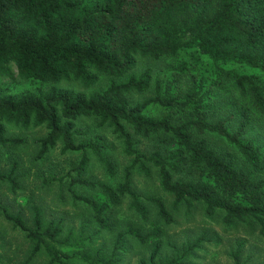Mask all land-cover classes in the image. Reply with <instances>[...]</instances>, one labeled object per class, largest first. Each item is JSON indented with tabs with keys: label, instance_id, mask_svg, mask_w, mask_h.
I'll return each mask as SVG.
<instances>
[{
	"label": "trees",
	"instance_id": "obj_1",
	"mask_svg": "<svg viewBox=\"0 0 264 264\" xmlns=\"http://www.w3.org/2000/svg\"><path fill=\"white\" fill-rule=\"evenodd\" d=\"M186 50L214 63L217 86L233 83L235 119L215 117L219 108L209 102L210 90L197 74L182 84L190 63L179 65L173 79L155 80L154 94L141 101L132 102L128 94L151 87L149 70L116 81L139 58L177 57ZM218 63L257 73L223 70ZM10 64L36 84L13 91L0 83V158L5 160L0 182L14 196L0 199V264H121L117 255L125 238L145 252L138 264H185L206 236L181 244L171 240L168 229L181 204L187 214L201 206L209 219L222 212L226 227L255 222L264 237V153L244 138L253 123L264 121V0H0L1 76L10 74ZM102 75L113 80L87 93ZM62 82H75L80 90ZM84 118L107 128L131 158L119 179H112L116 167L102 156L103 137L88 139L78 125ZM32 128L44 134L28 138L24 131ZM212 135L235 149L241 165L211 145ZM141 140L151 143L150 153L137 148ZM57 144L62 154H79L78 162L62 176L54 177L56 167L44 176L40 162ZM92 158L107 175L104 180L87 175ZM150 167L157 169L168 204L132 191V171L148 175ZM45 185L55 187L49 205L44 196L51 190ZM24 190L27 195L17 204L16 194ZM124 198L130 199L132 219L116 211ZM58 199L79 204L78 215L88 223L76 229L48 212ZM7 229L19 237L8 239ZM102 233L110 242L98 241ZM236 245L233 263H247Z\"/></svg>",
	"mask_w": 264,
	"mask_h": 264
},
{
	"label": "rangeland",
	"instance_id": "obj_2",
	"mask_svg": "<svg viewBox=\"0 0 264 264\" xmlns=\"http://www.w3.org/2000/svg\"><path fill=\"white\" fill-rule=\"evenodd\" d=\"M182 63H190L191 66L184 73V79L182 84L185 85L189 80L190 74H197L198 79L202 81L204 90L209 89V102L214 104L216 108H219L215 117L218 116H232L234 117L233 106L230 105L232 98L237 97L238 91L231 82H224L222 85L217 86L214 82L217 73L214 63L207 59L204 55L197 53L194 50H186L181 52L177 57H163L157 60L148 59V58H139L137 59L135 68L126 76L116 79L117 82H124L130 76L137 77L143 71L149 70L152 76L151 87L142 94H137L135 92L129 93L128 97L132 102L141 101L146 99L154 94V81H164L166 79H173L175 73L177 72V67ZM218 67L223 70H232L239 74H255L257 73L255 69L243 66V65H233V63H218ZM10 74L6 76L0 75V83L5 84L13 91H20L24 89H29L33 84H36L34 81L26 80L21 78L17 74L16 68L10 64ZM113 80L112 77L107 75H102L99 77L98 82L92 86L86 92L93 90H98L107 87L110 82ZM59 85L63 87L73 88L75 90H80V86L75 82H62ZM235 119V117L233 118ZM78 125L83 131L87 132V138L91 139L94 135H100L103 137V144L107 147V150L102 151V156L107 158L111 162L116 170L112 179H119L122 174L121 169L127 167L131 163V158L125 156L122 153L120 145L115 137L110 133V131L105 127H98L96 121L92 118H84L78 121ZM22 130L12 129V132L15 134L21 133ZM25 135L28 138L43 135L44 131L42 129H28L24 131ZM209 141L211 145L219 152L230 153L232 154L234 161L237 165H241V162L238 159V155L235 149L229 145H226L221 139H217L215 135L209 136ZM246 140L254 141L257 145H260L264 153V121L260 120L256 123H253V127L244 137ZM32 148V147H31ZM137 148L143 153H150L151 143L146 140H141L137 144ZM34 150V148H32ZM24 156V161L28 165L26 158V150L22 151ZM79 155V154H78ZM77 154L72 153H60V144H57L46 154V157L40 162L42 169H45L44 176L49 174V170L53 167H56L54 173L55 178L62 176L69 168H72L78 162ZM4 162L0 158V170L4 169ZM39 164V163H38ZM63 172L59 175L56 171ZM34 171V169H32ZM149 174L145 175L139 170L135 169L131 173V183L132 191L137 193H149L154 196L162 197L168 204L170 197L162 193L158 186V174L157 169L150 167ZM86 173L88 176L96 180H104L107 175H105L102 167H100L96 160L92 158L89 163ZM30 177V181H32ZM50 187L45 185V191L47 192ZM50 194L44 196L45 202L49 205L52 199L53 191L55 187L52 186L50 189ZM11 193L8 191L6 183L0 182V199L6 200L14 198L10 196ZM27 195L26 190L19 191L16 194L15 202L22 203L24 201V196ZM27 197V196H26ZM143 200V199H142ZM8 201V200H7ZM69 201V200H67ZM61 202L58 199V206L48 208V212H55V214L61 217H65L66 226L71 225L76 229L87 221L83 215H78L80 211V205L73 206L71 202ZM11 204V202H9ZM129 198H124L121 204L116 208L118 214H120L124 219L133 216V210L129 209ZM12 205H14L12 203ZM184 204H181L178 211L175 213V221L168 229V233L172 241H175L178 244H181L182 241L195 239L198 235H205V240L200 243L197 248H194L188 256L183 260L185 264H234L231 255L235 253L237 249L236 244H241L239 248V259L241 262L246 258L248 259L245 264H264V237L259 233L258 225L255 222H245L242 224H235L229 227H226L222 222L223 213L218 212L215 217L209 219L204 216L202 207H197L196 205L191 208L190 213L185 212ZM60 210H63L60 212ZM88 223V222H87ZM0 226H3V223L0 222ZM8 235L7 238L14 237L12 240L18 238L14 230L7 229ZM16 235V236H15ZM108 240L109 236L106 233H102L98 241ZM19 240V239H18ZM110 242V239H109ZM124 251L118 253V257L121 258V264H138L140 257H145V252L141 253V250L138 248L137 243L129 238L123 240Z\"/></svg>",
	"mask_w": 264,
	"mask_h": 264
}]
</instances>
